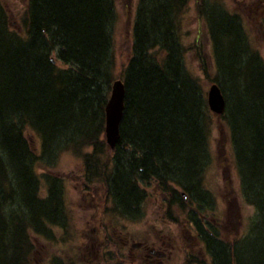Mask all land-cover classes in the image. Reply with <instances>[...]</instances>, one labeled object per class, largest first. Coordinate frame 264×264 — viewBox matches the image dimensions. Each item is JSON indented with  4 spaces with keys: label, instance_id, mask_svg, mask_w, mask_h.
Returning <instances> with one entry per match:
<instances>
[{
    "label": "trees",
    "instance_id": "16d2710c",
    "mask_svg": "<svg viewBox=\"0 0 264 264\" xmlns=\"http://www.w3.org/2000/svg\"><path fill=\"white\" fill-rule=\"evenodd\" d=\"M195 2L213 46L216 75L209 80L226 101L219 117L229 129L245 198L258 207L263 224L254 231L264 242V60L239 13L222 0ZM188 3L137 0L131 53L118 77L125 88L120 137L104 161V107L116 78L110 32L116 0H28L22 31L11 29L0 3V264L29 263L27 228L40 233L48 222L65 224L59 178H50L46 199L36 185V165H53L64 150L81 155L87 181L105 177L121 208L137 211L139 179L176 184L182 190L172 192L177 202H188L181 192L195 199L191 191L202 187L209 157L212 113L181 41ZM260 10L264 14V6ZM192 47L207 73L201 42ZM27 134L39 139V155ZM263 242L248 247L247 255L248 248L237 245L236 264H264ZM227 246L215 245V264H233Z\"/></svg>",
    "mask_w": 264,
    "mask_h": 264
},
{
    "label": "rangeland",
    "instance_id": "374dc122",
    "mask_svg": "<svg viewBox=\"0 0 264 264\" xmlns=\"http://www.w3.org/2000/svg\"><path fill=\"white\" fill-rule=\"evenodd\" d=\"M27 1L0 0L6 10L9 26L16 31H22L25 28L24 17ZM222 1L232 12L240 14L250 44L264 60V14L260 10V6H264V0ZM136 6L137 0H116V19L110 29L115 56V79L119 77L121 71L123 72L131 53L132 26ZM182 22L181 41L187 50V66L201 81L204 94L207 96L211 85L209 78L214 79L216 69L209 31L204 21L198 16L195 0H189ZM196 40L201 42L208 63L207 73L202 71L198 56L192 47ZM211 113L212 119L208 132L209 157L205 159L201 191H204L214 211L220 215L221 223L227 219L228 207H231L230 202H237L235 203L237 204L236 213L234 211L237 220L236 228L229 224L228 227L223 228L225 233L221 232V234L228 235L227 230L231 229L228 238H225L226 244L231 246L232 243L235 247L241 244L239 248L242 246H244L243 249L248 248L258 242H263L259 241L261 233L259 232L258 235L254 231L262 223L258 220V207L245 198L226 122L219 115ZM28 141L31 150L39 155V139L28 135ZM107 147V152L102 155L103 161L111 159L110 154L113 151L108 145ZM84 151L91 152L92 149L88 147ZM54 160L53 165L45 168L36 165L39 179L36 185L39 187L38 195L46 199L50 184H52L50 178H59L57 187L59 199L63 200L65 208V224L62 226L48 222L46 230L40 233L27 228L33 244L28 264H95V245H98L95 242L96 238L104 239L101 234L96 235L93 231L99 221L103 225L102 229L109 233L105 244L112 248L116 243L124 244L119 240L121 238L112 231L123 230L124 234H129L130 246L132 242L144 241L146 238L151 239L152 244L156 246L160 245V242L163 243L164 246H162L169 252V259H165L164 264H198V260L203 259L201 254L206 253L203 244L201 240L193 238L197 236L194 231L192 232V226L188 221L190 208L198 206L197 202L193 199L189 200L187 196L183 198L188 202H177L172 199L171 190L175 188V192L182 191L176 184L169 182L163 189L157 179L150 178L146 181L139 179L135 183L140 197L137 204L139 207L133 214L130 211L128 217L114 209L107 183H104L105 177L92 181L85 179L84 162L81 155L73 150H64L57 154ZM125 171L127 173L128 169L126 168ZM224 172L227 175H224ZM16 201L18 204V200ZM229 211H231L230 208ZM195 217L198 219L199 216ZM99 243L103 241L100 240ZM247 250L243 252L244 255H247L251 249ZM116 252V256L118 252L121 255L123 248L120 247V251L116 250ZM107 254L113 255V252ZM263 257L264 252L261 253V258ZM232 261L235 263L234 257Z\"/></svg>",
    "mask_w": 264,
    "mask_h": 264
},
{
    "label": "flooded vegetation",
    "instance_id": "af4514ba",
    "mask_svg": "<svg viewBox=\"0 0 264 264\" xmlns=\"http://www.w3.org/2000/svg\"><path fill=\"white\" fill-rule=\"evenodd\" d=\"M224 175H227V173L224 172ZM167 184L168 182L165 185L160 183L163 189L167 187ZM202 187H196L193 189V191H191L192 194H194L195 196L196 201L194 202H197L196 204L198 206L196 207L198 208L196 207L190 208L189 211L190 215L188 221L192 226V232L194 231L197 236V238L195 236L193 238L198 239L199 241L201 240L200 242H202L204 251L206 252L204 254H201L203 257V259H201L203 261V264H215V260H214L215 245L217 246V244L221 243L223 246H225L226 244L225 238L229 235V233H231V229H228L227 230L228 235H222L221 232L225 233L223 231L224 230L223 228L228 227L229 224H231L233 228H236L237 220L235 217V213H236L235 208L237 204L235 203L237 202L234 201L230 202L231 207H228L227 219L225 220L224 223H221L219 220L220 215L216 211H214V207H212V203L208 200L204 191L203 190L201 191ZM173 191H176V189L174 188V190H171V195ZM110 198H111L110 200H112L113 202V207H115L114 209L117 212L125 216H128L130 214V208L127 207L121 208L116 203V199L114 197L111 196ZM173 198L174 197L172 196V199ZM229 208L231 211H229ZM133 213L134 211L131 212V214ZM196 215L199 216L198 219L195 217ZM102 226H103L102 223H100L99 221L97 227L93 229V231L96 232V235L101 234L104 237L103 240L102 238L99 239V237L96 238L95 242L98 245H95L96 246L95 264H130V263L164 264L165 263L164 260L167 258L169 259V252L164 249L163 243L160 242V245L156 246L152 244L151 239L146 238L144 241L132 242L130 246L129 242H131V240L129 234H124L123 230L119 232L112 231L113 233H116L121 238L119 240L122 243H124L121 245L116 243L114 248H112L111 246L105 244L106 238H108L107 234L109 233L105 232L102 229ZM100 240L103 241V243H99ZM214 242L215 244L212 245ZM235 243H237V241ZM120 247L123 248V252L121 253V255L118 252L116 256L117 253L116 250L120 251ZM227 247H229L230 255L233 258L234 257L233 252L234 250H236L235 245L231 243V246H229L228 244ZM124 248L126 249L125 253H124ZM129 248L131 250H129ZM240 249L241 248H238L239 251ZM108 252L110 253L113 252V255L112 254L108 255L107 254ZM119 256H122V258H119ZM233 264H236V262Z\"/></svg>",
    "mask_w": 264,
    "mask_h": 264
},
{
    "label": "water",
    "instance_id": "95a60500",
    "mask_svg": "<svg viewBox=\"0 0 264 264\" xmlns=\"http://www.w3.org/2000/svg\"><path fill=\"white\" fill-rule=\"evenodd\" d=\"M125 88L121 79H116L111 85V92L105 104V127L104 136L106 142L113 150L119 140V125L124 111ZM209 108L217 113L222 114L225 109V99L220 87L213 83L208 90Z\"/></svg>",
    "mask_w": 264,
    "mask_h": 264
},
{
    "label": "bare ground",
    "instance_id": "6f19581e",
    "mask_svg": "<svg viewBox=\"0 0 264 264\" xmlns=\"http://www.w3.org/2000/svg\"><path fill=\"white\" fill-rule=\"evenodd\" d=\"M198 176V175H197ZM198 178V177H197Z\"/></svg>",
    "mask_w": 264,
    "mask_h": 264
}]
</instances>
